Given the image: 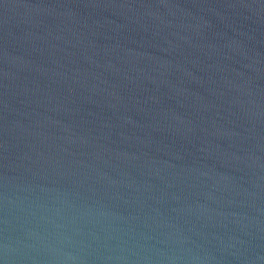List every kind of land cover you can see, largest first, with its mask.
Listing matches in <instances>:
<instances>
[{
	"label": "water",
	"instance_id": "95a60500",
	"mask_svg": "<svg viewBox=\"0 0 264 264\" xmlns=\"http://www.w3.org/2000/svg\"><path fill=\"white\" fill-rule=\"evenodd\" d=\"M0 264H264V0H0Z\"/></svg>",
	"mask_w": 264,
	"mask_h": 264
}]
</instances>
